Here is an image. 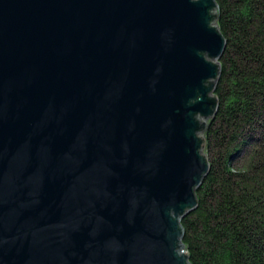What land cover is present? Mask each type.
<instances>
[{
    "label": "water",
    "instance_id": "obj_1",
    "mask_svg": "<svg viewBox=\"0 0 264 264\" xmlns=\"http://www.w3.org/2000/svg\"><path fill=\"white\" fill-rule=\"evenodd\" d=\"M214 0H0V264H188L226 41Z\"/></svg>",
    "mask_w": 264,
    "mask_h": 264
},
{
    "label": "trees",
    "instance_id": "obj_2",
    "mask_svg": "<svg viewBox=\"0 0 264 264\" xmlns=\"http://www.w3.org/2000/svg\"><path fill=\"white\" fill-rule=\"evenodd\" d=\"M226 41L215 116L206 129L209 172L181 217L188 264H264V0H214Z\"/></svg>",
    "mask_w": 264,
    "mask_h": 264
},
{
    "label": "rangeland",
    "instance_id": "obj_3",
    "mask_svg": "<svg viewBox=\"0 0 264 264\" xmlns=\"http://www.w3.org/2000/svg\"><path fill=\"white\" fill-rule=\"evenodd\" d=\"M215 88H216V85H215ZM214 92H215V91H214ZM212 95H214V94H212ZM214 116H215V115H214ZM214 116H213V117H214ZM213 117H212V118H213ZM206 129H207V128H206ZM205 142L207 143V141H206V137H205ZM206 145H207V144H206ZM205 153H206V158H208V156H207V148H206V150H205ZM207 163H208V162H207Z\"/></svg>",
    "mask_w": 264,
    "mask_h": 264
}]
</instances>
